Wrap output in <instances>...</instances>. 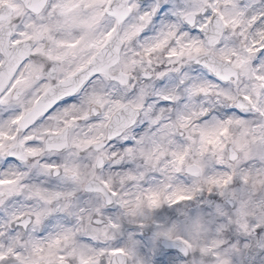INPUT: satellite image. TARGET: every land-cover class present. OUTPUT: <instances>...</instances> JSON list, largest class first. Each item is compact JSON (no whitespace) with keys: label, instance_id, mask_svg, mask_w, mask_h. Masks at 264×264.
I'll list each match as a JSON object with an SVG mask.
<instances>
[{"label":"clouds","instance_id":"clouds-1","mask_svg":"<svg viewBox=\"0 0 264 264\" xmlns=\"http://www.w3.org/2000/svg\"><path fill=\"white\" fill-rule=\"evenodd\" d=\"M0 264H264V0H0Z\"/></svg>","mask_w":264,"mask_h":264}]
</instances>
